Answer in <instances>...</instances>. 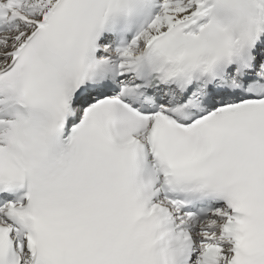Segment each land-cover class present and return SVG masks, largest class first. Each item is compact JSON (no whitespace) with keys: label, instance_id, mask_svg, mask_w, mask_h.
Returning a JSON list of instances; mask_svg holds the SVG:
<instances>
[{"label":"snow or ice","instance_id":"obj_1","mask_svg":"<svg viewBox=\"0 0 264 264\" xmlns=\"http://www.w3.org/2000/svg\"><path fill=\"white\" fill-rule=\"evenodd\" d=\"M0 264H264V0H0Z\"/></svg>","mask_w":264,"mask_h":264}]
</instances>
